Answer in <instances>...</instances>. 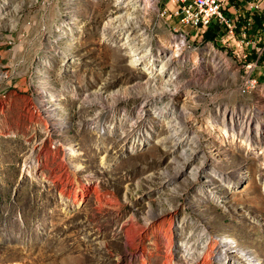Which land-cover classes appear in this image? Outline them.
<instances>
[{
	"label": "rangeland",
	"instance_id": "374dc122",
	"mask_svg": "<svg viewBox=\"0 0 264 264\" xmlns=\"http://www.w3.org/2000/svg\"><path fill=\"white\" fill-rule=\"evenodd\" d=\"M173 5L0 0V264H264V72Z\"/></svg>",
	"mask_w": 264,
	"mask_h": 264
},
{
	"label": "built area",
	"instance_id": "2783aa9c",
	"mask_svg": "<svg viewBox=\"0 0 264 264\" xmlns=\"http://www.w3.org/2000/svg\"><path fill=\"white\" fill-rule=\"evenodd\" d=\"M174 4L173 10H165L164 15L177 18L181 25L190 27L197 33L205 34L209 29L225 27L230 31V36L235 38V55L243 63L245 74L242 90L248 92V84L255 78L256 71L264 72V48H254L253 42L249 41L250 28L253 17L259 12V4L256 0L248 2L246 21H232L231 11L237 13L236 2L233 0H168ZM244 16V15H243ZM239 31L236 37L235 32Z\"/></svg>",
	"mask_w": 264,
	"mask_h": 264
},
{
	"label": "bare ground",
	"instance_id": "6f19581e",
	"mask_svg": "<svg viewBox=\"0 0 264 264\" xmlns=\"http://www.w3.org/2000/svg\"><path fill=\"white\" fill-rule=\"evenodd\" d=\"M134 5V4H133ZM5 8H4V10H9L8 9V7H6V6H4ZM132 7H134V6H132ZM136 8H138L137 6L132 10V11H134V12H136L135 10H136ZM130 10H131V8H130ZM1 12V11H0ZM125 14H128V16H136L135 14H132L131 15V12L130 13H125ZM136 62H139V61H136ZM137 64V63H136ZM155 70V69H154ZM152 71V70H151ZM165 71V70H164ZM161 72H163V71H161ZM154 73V72H153ZM156 74H154V76H155ZM167 75H169V76H167ZM166 76H165V80L167 81L168 80V83H173V82H171V81H173V80H175V78L174 77H172V76H170V74H167ZM163 77V76H162ZM98 96V95H97ZM92 100V99H91ZM94 100V99H93ZM97 101V100H96ZM93 102V101H92ZM92 104V103H91ZM35 116H33V117H35L34 118V120L37 118L38 120H39V117H37V115L36 114H34ZM40 116V115H39ZM37 120V121H38ZM41 120V119H40ZM69 155H71V156H77V151L75 150V148L72 146V145H69ZM68 153V152H67ZM186 165V164H185ZM184 169V168H183ZM181 172V171H180ZM183 175V173L181 172V176ZM177 176V175H176ZM178 176H180L179 175V173H178ZM185 176V175H184ZM179 178V177H178ZM80 192V191H79ZM86 192H88V191H86ZM84 193V192H83ZM82 193V194H83ZM81 194V195H82ZM86 195V194H85ZM84 195V196H85ZM83 196V197H84ZM78 197V196H77ZM82 199V198H81ZM152 225V224H151ZM134 227V226H133ZM155 227V226H154ZM151 228H153V227H151ZM137 229V228H136ZM136 231V230H135ZM134 232V231H133ZM138 232V231H137ZM139 234V233H138ZM128 235V234H127ZM168 235V234H167ZM136 236V235H135ZM135 236H133V237H135ZM172 237V236H171ZM135 239V238H134ZM169 239V238H168ZM172 240V239H171ZM217 247H218V245H217ZM215 250H216V242H211V244L209 245V247H208V250H207V253H205V258H204V261H206V260H208L209 261V259H211V257L214 255V253H215ZM171 251V250H170ZM171 257V259H173L172 257V255H170L169 254V258ZM170 259V260H171ZM203 259V258H202ZM211 261V260H210ZM204 263V262H203ZM235 264H238V263H235Z\"/></svg>",
	"mask_w": 264,
	"mask_h": 264
},
{
	"label": "trees",
	"instance_id": "16d2710c",
	"mask_svg": "<svg viewBox=\"0 0 264 264\" xmlns=\"http://www.w3.org/2000/svg\"><path fill=\"white\" fill-rule=\"evenodd\" d=\"M253 19V18H252ZM217 36V32L216 29H209L206 31L205 34H203V37L207 40V41H213Z\"/></svg>",
	"mask_w": 264,
	"mask_h": 264
},
{
	"label": "crops",
	"instance_id": "0c3cea01",
	"mask_svg": "<svg viewBox=\"0 0 264 264\" xmlns=\"http://www.w3.org/2000/svg\"><path fill=\"white\" fill-rule=\"evenodd\" d=\"M233 11H231V13H232Z\"/></svg>",
	"mask_w": 264,
	"mask_h": 264
}]
</instances>
